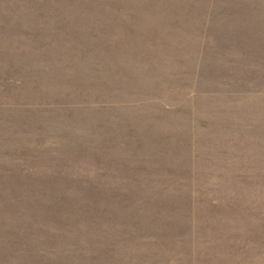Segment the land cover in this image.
<instances>
[{
    "label": "rangeland",
    "instance_id": "374dc122",
    "mask_svg": "<svg viewBox=\"0 0 264 264\" xmlns=\"http://www.w3.org/2000/svg\"><path fill=\"white\" fill-rule=\"evenodd\" d=\"M0 264H264V0H0Z\"/></svg>",
    "mask_w": 264,
    "mask_h": 264
}]
</instances>
